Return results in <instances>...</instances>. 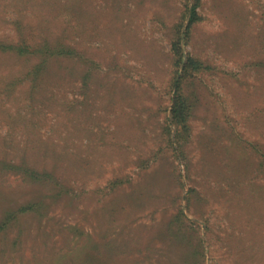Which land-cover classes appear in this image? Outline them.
Returning <instances> with one entry per match:
<instances>
[{"label": "rangeland", "instance_id": "1", "mask_svg": "<svg viewBox=\"0 0 264 264\" xmlns=\"http://www.w3.org/2000/svg\"><path fill=\"white\" fill-rule=\"evenodd\" d=\"M186 1L0 0V264H264V0H200L178 138Z\"/></svg>", "mask_w": 264, "mask_h": 264}, {"label": "trees", "instance_id": "2", "mask_svg": "<svg viewBox=\"0 0 264 264\" xmlns=\"http://www.w3.org/2000/svg\"><path fill=\"white\" fill-rule=\"evenodd\" d=\"M200 0H192L189 4V0L185 3V20L184 29L182 25L176 29V38L170 42V53H171V90H172V101L170 106V127L175 126V133L178 138L181 135H187L189 133L188 121L191 112V104L188 101L186 92L184 91V82L190 77L204 71L207 65L200 59L195 58L189 53H184L182 47V41L186 43L190 40V35L193 26L201 20L199 8L201 7ZM184 20V19H183ZM184 22V21H183ZM168 129V133L171 130ZM30 172V171H29ZM33 172V171H31ZM48 181L50 177L49 173L45 174ZM44 211V206L39 203L28 202L20 205L17 210H13L12 213L7 212V218L0 224V228H7L9 223L12 221L18 222V219L23 216L26 212L36 213L41 215Z\"/></svg>", "mask_w": 264, "mask_h": 264}]
</instances>
